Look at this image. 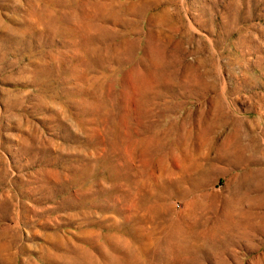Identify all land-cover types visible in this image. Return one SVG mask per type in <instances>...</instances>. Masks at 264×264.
<instances>
[{
	"label": "rangeland",
	"instance_id": "obj_1",
	"mask_svg": "<svg viewBox=\"0 0 264 264\" xmlns=\"http://www.w3.org/2000/svg\"><path fill=\"white\" fill-rule=\"evenodd\" d=\"M0 264H264V0H0Z\"/></svg>",
	"mask_w": 264,
	"mask_h": 264
}]
</instances>
